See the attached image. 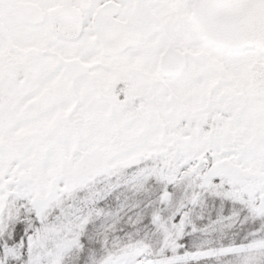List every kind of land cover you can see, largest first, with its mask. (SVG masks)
<instances>
[{"label": "snow or ice", "instance_id": "6c2138e0", "mask_svg": "<svg viewBox=\"0 0 264 264\" xmlns=\"http://www.w3.org/2000/svg\"><path fill=\"white\" fill-rule=\"evenodd\" d=\"M206 197L239 211L200 228ZM0 264H264V0H0Z\"/></svg>", "mask_w": 264, "mask_h": 264}, {"label": "trees", "instance_id": "16d2710c", "mask_svg": "<svg viewBox=\"0 0 264 264\" xmlns=\"http://www.w3.org/2000/svg\"><path fill=\"white\" fill-rule=\"evenodd\" d=\"M157 191L158 188L156 185H149L148 191L146 192H136L128 186H122L114 191H111L103 199H101L97 205L99 208L103 209L106 214L110 215H105L90 225L89 227L92 233L95 234L100 232L105 224L110 223L113 219L119 218L121 220V224L119 226L120 230L116 233V235L121 238L128 235L129 232L132 231L127 223L128 219L130 217L135 219L141 216H143L144 219H147L148 209L146 208V205L154 198ZM237 211H239L238 205H233L231 202L221 201L213 197H206L204 206L196 210V215L202 216L203 219H197L195 222L200 228L208 227L219 217H229ZM234 224L235 226L233 228L225 232L223 243L227 244L231 241L239 243L249 232L261 226L259 221L253 222L248 220L245 222L243 214L240 215ZM136 231H139L141 235H150V222L137 225ZM188 231L190 232L191 230L189 229ZM204 238V235L199 232L192 235L186 234L184 240L182 241L185 247L181 250H194L202 243ZM209 238L216 240L220 237L218 234L213 233Z\"/></svg>", "mask_w": 264, "mask_h": 264}]
</instances>
